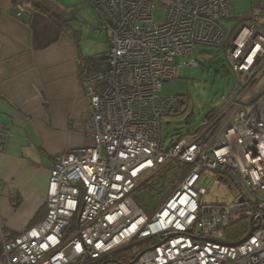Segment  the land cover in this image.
<instances>
[{
	"label": "built area",
	"instance_id": "obj_1",
	"mask_svg": "<svg viewBox=\"0 0 264 264\" xmlns=\"http://www.w3.org/2000/svg\"><path fill=\"white\" fill-rule=\"evenodd\" d=\"M84 1L108 44L94 57L103 67L81 78L92 145L53 158L45 217L1 241L0 264H106L114 251L146 240L154 246L124 264H264V26L244 20L227 44L236 90L223 110L166 142L161 121L181 102L158 95L162 82L178 77L177 60L196 66V48L221 46L232 0ZM253 1L264 12V0ZM156 5L166 10L161 24L153 21ZM8 134L0 124V153ZM172 162L186 173L147 215L133 197L138 180ZM209 172L229 182L235 205L203 203ZM251 217L252 235L228 240L241 221L248 233Z\"/></svg>",
	"mask_w": 264,
	"mask_h": 264
},
{
	"label": "crops",
	"instance_id": "obj_2",
	"mask_svg": "<svg viewBox=\"0 0 264 264\" xmlns=\"http://www.w3.org/2000/svg\"><path fill=\"white\" fill-rule=\"evenodd\" d=\"M21 3L29 14L17 16ZM21 3L0 0V124L9 131L0 153V245L44 219L53 158L92 145L81 78L108 49L106 34L93 31L96 49L84 39L99 20L80 18L81 3L49 0L48 12Z\"/></svg>",
	"mask_w": 264,
	"mask_h": 264
},
{
	"label": "rangeland",
	"instance_id": "obj_3",
	"mask_svg": "<svg viewBox=\"0 0 264 264\" xmlns=\"http://www.w3.org/2000/svg\"><path fill=\"white\" fill-rule=\"evenodd\" d=\"M41 1L45 4L49 0ZM66 1L71 4L81 3L82 6L77 14L81 13L79 15L80 18L84 13L93 15V17L90 16L87 19L88 23L93 24L94 18L99 20L97 26L91 30V37L87 39L84 36L87 44L96 49V40L94 38L97 35L93 31L100 25L99 17L84 0ZM165 13L164 7L156 5L152 14L153 21L161 24L164 21ZM263 15L264 12L260 10L259 4L253 0H232L229 3V16L223 19L221 24L223 28L221 46L216 49L196 48L193 53V58L197 63L196 66H184L182 65L183 59L177 60L180 65L178 77L173 80L163 81L162 90L158 95L160 97H178L180 102L181 99L184 101V107L180 113L173 114L171 117L164 118L161 121L162 140L169 142L171 139L174 140L181 135L196 131L205 117H208L216 109L221 110L224 108L226 100L236 90V80L226 59L227 44L242 21L253 17H261L264 22ZM218 111L216 110L215 112ZM151 173L148 172L138 180L139 185L133 194L136 204L147 215H152L158 210L168 194L181 183L186 173V168L176 162H172L163 166L153 176ZM207 175H209V180L203 185L206 190L203 203L205 205L228 207L235 205L236 201L229 186L220 181L218 175L212 172L207 173ZM149 177L152 178L148 179ZM149 181L152 182L148 184ZM234 229H239V226H235ZM238 239L234 241H239L240 239ZM154 244L153 240L140 242L110 254L105 259V262L106 264L128 263L144 250L153 247Z\"/></svg>",
	"mask_w": 264,
	"mask_h": 264
},
{
	"label": "trees",
	"instance_id": "obj_4",
	"mask_svg": "<svg viewBox=\"0 0 264 264\" xmlns=\"http://www.w3.org/2000/svg\"><path fill=\"white\" fill-rule=\"evenodd\" d=\"M19 1V4L21 3V2H26V3H28V4H32L31 6H35V7H38V9H41V10H43L44 12H48L49 10H47L48 9V6H47V3H43L41 0H18ZM22 4V3H21ZM256 17H253V18H249L250 20H252V21H255L256 23H257V21H256V19H255ZM248 19V20H249ZM259 24V23H258ZM260 25H263V24H260ZM96 57V56H95ZM88 64H90V71L91 70H97V69H99V68H101V67H103V65H102V63H99V62H97V61H95V58L94 57H92V58H90L89 60H88ZM183 107H184V101H182V99H181V103H180V107H179V110H177V111H175L173 114H178V113H180L182 110H183ZM216 110H219L218 112H215ZM214 112H212V113H210L209 114V116H214V115H216V114H218V113H220L223 109H216ZM218 179L220 180V181H222V182H224V183H226L228 186H229V188H230V185H229V182H227L224 178H221V177H218ZM225 180V181H224ZM75 225V223H73V226ZM235 226H239V229H234V227ZM246 233H247V224H246V222L245 221H241V222H239V223H237V224H234L231 228H230V230H229V232H228V240H230V241H234L235 239H237V238H239V239H242L243 237H244V235H246ZM238 239V240H239Z\"/></svg>",
	"mask_w": 264,
	"mask_h": 264
},
{
	"label": "water",
	"instance_id": "obj_5",
	"mask_svg": "<svg viewBox=\"0 0 264 264\" xmlns=\"http://www.w3.org/2000/svg\"><path fill=\"white\" fill-rule=\"evenodd\" d=\"M240 202H241V200H240ZM253 219H254V217H251L250 220H249V222H248L249 223V226H250L249 232L243 237V239L240 242H238V244L246 241V239L249 238L252 235V233L256 230V227L253 226ZM238 244H234V245H238ZM133 245H135V244H131L129 246H125V247H123L121 249H118V250L114 251L113 253L118 252V251H120L122 249L128 248V247L133 246Z\"/></svg>",
	"mask_w": 264,
	"mask_h": 264
},
{
	"label": "bare ground",
	"instance_id": "obj_6",
	"mask_svg": "<svg viewBox=\"0 0 264 264\" xmlns=\"http://www.w3.org/2000/svg\"><path fill=\"white\" fill-rule=\"evenodd\" d=\"M264 81V76L260 80V84ZM4 126V125H3ZM6 128V127H5ZM7 129V128H6ZM8 130V129H7ZM9 132V131H8Z\"/></svg>",
	"mask_w": 264,
	"mask_h": 264
}]
</instances>
